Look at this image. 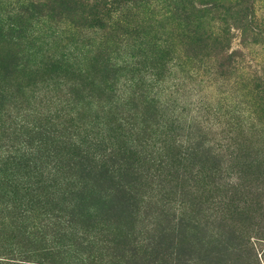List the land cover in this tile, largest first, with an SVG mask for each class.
Listing matches in <instances>:
<instances>
[{
  "label": "rangeland",
  "instance_id": "374dc122",
  "mask_svg": "<svg viewBox=\"0 0 264 264\" xmlns=\"http://www.w3.org/2000/svg\"><path fill=\"white\" fill-rule=\"evenodd\" d=\"M12 2L0 258L264 264V0Z\"/></svg>",
  "mask_w": 264,
  "mask_h": 264
},
{
  "label": "trees",
  "instance_id": "16d2710c",
  "mask_svg": "<svg viewBox=\"0 0 264 264\" xmlns=\"http://www.w3.org/2000/svg\"><path fill=\"white\" fill-rule=\"evenodd\" d=\"M27 0H17V2H12L13 4H11V6H13V8L18 9L19 11L26 12V11H33V10H37L39 7H44V8H48L50 10H55V11H62V9L65 10H75L80 6H83V2L85 0H44L42 4H39L37 0L30 2L31 4H26L27 2H24ZM88 2L91 3V5L93 6V8H99L98 4L102 3V2H115V1H119V0H86ZM27 7V8H26ZM11 30H16L17 28H14L12 25L10 26ZM143 56L147 55V54H142ZM228 61V60H227ZM0 264H8L9 262L0 258Z\"/></svg>",
  "mask_w": 264,
  "mask_h": 264
}]
</instances>
